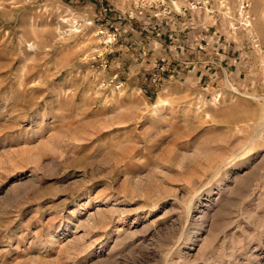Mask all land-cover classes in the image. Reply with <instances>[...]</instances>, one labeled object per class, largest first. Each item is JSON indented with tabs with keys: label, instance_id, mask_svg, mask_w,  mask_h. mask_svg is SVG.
<instances>
[{
	"label": "rangeland",
	"instance_id": "1",
	"mask_svg": "<svg viewBox=\"0 0 264 264\" xmlns=\"http://www.w3.org/2000/svg\"><path fill=\"white\" fill-rule=\"evenodd\" d=\"M0 264H264V0H0Z\"/></svg>",
	"mask_w": 264,
	"mask_h": 264
},
{
	"label": "built area",
	"instance_id": "2",
	"mask_svg": "<svg viewBox=\"0 0 264 264\" xmlns=\"http://www.w3.org/2000/svg\"><path fill=\"white\" fill-rule=\"evenodd\" d=\"M143 3V2H142ZM143 6L144 5H142V7H140V5H138L137 7H136V10H137V14L138 15H143ZM133 14V13H132ZM159 15H155V17H158ZM131 17V16H130Z\"/></svg>",
	"mask_w": 264,
	"mask_h": 264
},
{
	"label": "crops",
	"instance_id": "3",
	"mask_svg": "<svg viewBox=\"0 0 264 264\" xmlns=\"http://www.w3.org/2000/svg\"><path fill=\"white\" fill-rule=\"evenodd\" d=\"M171 36H174V35H170V34H169V39H170Z\"/></svg>",
	"mask_w": 264,
	"mask_h": 264
}]
</instances>
